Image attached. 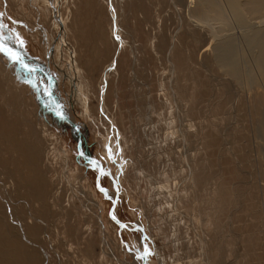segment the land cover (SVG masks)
<instances>
[{"label": "rangeland", "instance_id": "rangeland-1", "mask_svg": "<svg viewBox=\"0 0 264 264\" xmlns=\"http://www.w3.org/2000/svg\"><path fill=\"white\" fill-rule=\"evenodd\" d=\"M184 10L175 0H0V43L20 57L14 60L0 51V66L17 85L25 87L20 107L31 111L39 129L46 128L55 170L48 174L53 175L59 191L66 192L63 204L74 205L73 218L67 223L73 229L75 219L83 226L78 232L92 238L100 264H133L142 255L145 264H264V239L254 245L253 255L240 261L242 258L224 251V242L207 240V223L205 233L199 232L190 214L180 213L189 199L176 200L174 192V174L184 163L181 155L196 154V163L203 165V174L210 179L208 185L218 183L222 217L229 209L239 207L247 215L252 208L255 217L251 223L258 225L263 199L255 186L264 182L259 177L262 156L248 113L245 85L237 86L214 67L206 70L202 66L198 58L202 38L195 39L179 25ZM152 39L154 47L149 44ZM170 56L189 77L177 88L179 94L184 88L187 97L176 120L162 80L158 84L161 77L168 79ZM4 73L0 74L1 84ZM59 111L71 117L81 132L82 153L111 172L117 188L115 205L111 177L99 174L96 163L78 153L75 131ZM186 118L193 123L191 129ZM200 129L199 139L196 131ZM79 189L95 204L93 218L87 215L91 204L82 205L73 198ZM111 207L129 229H121L110 218ZM25 208L19 203L11 207L18 214ZM48 211L50 216L42 220L43 231L33 245L45 261L51 259L49 264H72L63 256L64 250L72 252L68 245H59L69 239H62L60 233L62 210L54 207ZM238 218L230 219L236 228L233 231L245 239L249 230L239 226ZM135 225L142 227L144 237ZM202 244L207 255L200 253ZM88 252L83 258L95 264Z\"/></svg>", "mask_w": 264, "mask_h": 264}, {"label": "bare ground", "instance_id": "bare-ground-1", "mask_svg": "<svg viewBox=\"0 0 264 264\" xmlns=\"http://www.w3.org/2000/svg\"><path fill=\"white\" fill-rule=\"evenodd\" d=\"M182 1L183 3L175 0L177 4L185 7L181 17L182 24L180 22L179 25L188 33H193L195 39L202 38L203 44L198 53L202 66L206 70H209V67L212 69L214 67L218 70L217 72L227 76V80L232 81L237 86L238 84L245 85L244 89L247 94L243 92L247 96L248 113L253 119L254 130L258 137L257 144L262 156L261 160L259 159V177L264 181V0ZM99 31L101 28L98 26ZM175 35V39H177L178 34ZM104 39V37H100L102 42ZM149 44L151 47L155 46L153 39ZM168 62V79L164 81V78L160 76L158 84L162 80L161 85L165 87L166 98L175 108V115L172 116L176 120L177 112H180V106L187 97V91L184 88L180 94L177 88L184 85L189 77L183 72V68L176 65L172 56L169 57ZM4 69L5 73L3 67L0 66V74L3 75L4 73L6 76L3 82L4 86L3 83H0V264H49L51 259L45 261L33 243L39 239L40 233L43 231L42 220L47 215L50 216L48 210L54 207L62 210L59 216L60 220L58 219V223L61 225L59 228L62 239L69 237L65 243L63 241L59 243L61 246L67 244V249L72 251L71 253L66 250L62 251L66 262L90 264L82 256L84 253L89 254V250L95 264H100L95 259L96 253L92 238L86 235L81 236L78 232V229L83 226L79 227L78 223H75V219L71 225L73 229L67 223L68 219L72 217L71 211L74 209V205L63 204L66 192L59 191V187L55 186L53 175L48 174L55 170L52 165L53 159L50 158L49 145L46 142L47 130L45 127L43 130L39 129L31 117V111L29 112L25 108L23 110L20 107L19 101L23 100L24 95L21 89L25 87L17 85L15 81L10 79L8 75L10 76L11 73L5 67ZM100 78L102 80V77ZM2 79L1 77L0 80ZM246 81L249 85H246ZM10 84L13 86V90L8 89ZM104 85L106 87L107 83ZM64 118L69 121L67 117L64 116ZM179 119L181 120V118ZM185 121L186 126L191 129L193 123L187 118ZM38 124L41 125L42 123ZM72 128L76 132V134L73 133L76 140L81 142V137L78 136L76 128ZM188 128L185 127V131L187 130L186 133L191 134ZM196 133L200 139L203 134L202 129L197 130ZM185 138L191 141L189 136ZM195 156L196 154H191L185 158L181 155V160L184 163L179 168L178 173L174 174L177 179L174 190L176 200L183 197L189 198L184 210L180 213L184 216L188 212L199 232L203 233L204 231L205 233L204 224L207 223L209 227L207 240H219L218 244L224 242V251L233 254L235 259L242 258L240 261H245V256L253 255L254 245L264 239V182L262 184L257 183L255 186L261 199H263V207L261 206L260 212H257L260 218L258 225L254 222V224L251 223V219L255 217L252 208L247 209V215L243 214L239 207L229 209L228 214L222 217L220 212L223 209H221L220 202L223 197L220 187L216 181L208 185L210 179L203 174V165L196 163ZM84 158L89 159L88 157ZM54 186L55 189H58L57 192L53 191ZM193 190H199V192L194 193ZM200 190L209 191V193L203 194ZM106 191L110 198L114 197L112 191ZM77 193L78 195L74 197L72 195V197L79 199L82 205H86L85 202L90 203V207L87 208L89 210L87 215L89 219L93 218L92 208L95 204L83 189H79ZM230 193L235 198H239L235 191H230ZM200 202H202V206H199ZM16 203L26 207L25 212L21 211V214H18V211H14L13 213L11 207ZM203 203L207 206H203ZM114 213L113 208L112 215ZM23 214H26V217H23ZM234 217H240L236 220H240V227H248L249 234L245 235V239L237 233V230L233 231L236 228L234 221H230V219ZM135 226L138 227V225ZM258 233H260V237ZM82 239H86V241H82ZM197 240L199 241V239ZM79 243L85 244V246H79ZM107 243L105 242L104 245ZM222 248V246H217L219 251ZM207 249L209 250V247ZM199 250L203 255L208 253L204 250V244ZM211 255H214V251L211 252ZM141 262V259H138L134 263L141 264Z\"/></svg>", "mask_w": 264, "mask_h": 264}, {"label": "water", "instance_id": "water-1", "mask_svg": "<svg viewBox=\"0 0 264 264\" xmlns=\"http://www.w3.org/2000/svg\"><path fill=\"white\" fill-rule=\"evenodd\" d=\"M17 52H18V50H17ZM21 62L23 63V64H27V63H25V61L23 60V59H21ZM28 67H29V65H27ZM36 68V67H35ZM59 115L61 116L62 115V112H60L59 111ZM64 116L65 115H62L61 116V118H63L67 123H69L72 127H74V128H76V130H77V133H78V136H80L81 137V132L78 130V128L76 127V125H75V123H73V122H69L66 118H64ZM77 151H78V153L80 154V155H82L83 157H88L89 159H91L92 161H94L95 163H96V165H97V167H98V171H99V174H102V173H105V174H107L108 176H110L111 177V172L109 171V170H104L103 168H102V166H101V164H100V162L98 161V160H96V159H94V158H91V157H89L88 155H86L85 156V154H83L82 152H81V150H80V142H79V140H77ZM98 174V175H99ZM111 181H112V183H113V187L115 188L114 190L116 191V195H115V197L113 198V203H114V205L116 204V201H117V188H116V183H115V181H114V179H113V177H111ZM113 208L114 207H111V209H110V218L121 228V229H123V228H127V229H129L130 227L125 223V222H122V221H120L119 219H117V217H115L114 215H112V211H113ZM135 228H137L136 226H135ZM138 228L140 229V231H141V233H142V236L144 237V232H143V229H142V227L139 225L138 226ZM142 237V238H143ZM145 259H146V256L144 255V256H142V258H141V264H145Z\"/></svg>", "mask_w": 264, "mask_h": 264}, {"label": "snow or ice", "instance_id": "snow-or-ice-1", "mask_svg": "<svg viewBox=\"0 0 264 264\" xmlns=\"http://www.w3.org/2000/svg\"><path fill=\"white\" fill-rule=\"evenodd\" d=\"M2 15V14H0ZM0 27H3V25H0ZM0 51L7 52L14 60H20V57L18 54L13 53L11 49H8L5 45L0 43Z\"/></svg>", "mask_w": 264, "mask_h": 264}, {"label": "flooded vegetation", "instance_id": "flooded-vegetation-1", "mask_svg": "<svg viewBox=\"0 0 264 264\" xmlns=\"http://www.w3.org/2000/svg\"><path fill=\"white\" fill-rule=\"evenodd\" d=\"M69 118H71V117H69ZM69 118H68V119H69ZM71 120H72V118H71ZM69 121H70V120H69ZM72 122L74 123V121H73V120H72ZM74 131H75V130H74ZM79 138H80V137H79ZM106 193H107V191H106ZM107 194H108V193H107ZM114 215H115V214H114Z\"/></svg>", "mask_w": 264, "mask_h": 264}]
</instances>
